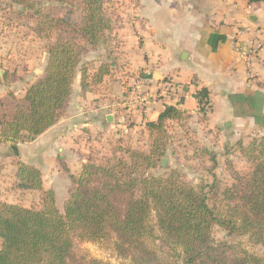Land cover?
I'll return each instance as SVG.
<instances>
[{
    "label": "trees",
    "instance_id": "16d2710c",
    "mask_svg": "<svg viewBox=\"0 0 264 264\" xmlns=\"http://www.w3.org/2000/svg\"><path fill=\"white\" fill-rule=\"evenodd\" d=\"M13 1L28 7L32 2ZM79 2L82 13L76 34L88 45L98 46L112 25L104 0ZM80 63V46L71 40L49 46L44 77L30 86L24 98L9 95L11 111L7 102L0 105V144L31 143L58 123L70 103L78 72L83 91L89 88L88 72L80 69ZM110 68H100L92 83L101 84ZM194 98L206 117L212 109L210 92L204 88ZM186 118V111L166 106L156 121L146 123V130L151 138L156 135L161 140L169 122ZM160 149L150 154L127 150L128 160L113 158L104 164L89 158L77 177L70 175L64 214L52 190L44 192L40 211L0 201V264H84L74 254L75 240L109 241L112 234L120 254L131 255L136 264H154L156 233L167 247L180 251L178 264H264V258L235 247H216L212 240L218 226L230 235H250L264 247V139L245 150L253 164L249 174L231 170L235 184L224 190L218 210L210 206L205 186L189 185L177 172L166 177L147 174L163 157ZM210 159L216 163L215 156ZM16 179L20 189L43 190L42 173L32 165L19 162Z\"/></svg>",
    "mask_w": 264,
    "mask_h": 264
},
{
    "label": "crops",
    "instance_id": "0c3cea01",
    "mask_svg": "<svg viewBox=\"0 0 264 264\" xmlns=\"http://www.w3.org/2000/svg\"><path fill=\"white\" fill-rule=\"evenodd\" d=\"M167 1L139 0L137 17H141L147 28L142 27L139 32L142 34H138V37L119 33L124 43H120L118 52L123 55L118 54L117 62L123 74H116L112 66L110 75L101 84L90 85L85 96L73 91L71 105L76 113L66 120V128L62 130L64 132L67 129L65 134L55 130V125L31 143L16 146L11 143L0 144V201L17 204L6 200L16 195L12 190L7 193L6 187L17 182L19 162L40 169L43 180L41 192L53 190L57 194L58 175L63 173L60 160L67 165L70 175L77 176L80 173L92 154V142L95 141L85 135L83 130L88 127L91 131L100 127H115L116 114L133 96L136 83L140 84L139 91L143 96L156 100L150 99L147 114L131 109L130 118L133 116L132 121L142 125L141 129L146 128L147 122L156 121L166 106L186 111L187 118L200 120L202 115L194 94L205 88L210 92L212 109L206 116L204 126L199 127L207 129L210 136L216 135L221 128L235 134L246 130H264V1L250 4L248 0H182L179 1L181 6L186 7L182 9L184 14H178L182 17V23L177 28L173 20L175 13H169L168 7H164ZM161 8L166 11H158ZM139 24L140 21L136 22L132 29L139 31ZM121 31L126 32L127 29L122 27ZM141 37L144 40L139 45L138 39ZM238 41L260 44V54L251 66L239 56ZM117 76L120 81L115 83ZM77 77L78 74L75 82ZM4 80L7 78L2 76L0 105L7 102L10 94L17 99L24 98L30 86L37 82L30 83L24 90L15 91ZM107 82L116 85L117 94L113 100L118 97L121 102L112 101L109 97L100 99L99 109L93 112V106L91 112L86 113L92 115L91 119L84 117L82 105H95L97 102L94 101L101 96L91 89L102 88V85L105 87ZM164 83L172 84L173 88L166 92ZM111 85L107 88L112 89ZM110 116L113 118L112 123L108 122ZM77 163L79 168L75 170ZM17 192L19 196L39 191Z\"/></svg>",
    "mask_w": 264,
    "mask_h": 264
},
{
    "label": "rangeland",
    "instance_id": "374dc122",
    "mask_svg": "<svg viewBox=\"0 0 264 264\" xmlns=\"http://www.w3.org/2000/svg\"><path fill=\"white\" fill-rule=\"evenodd\" d=\"M179 1L182 0H168L167 4L170 3L171 6H168L169 4L164 6L168 7L169 13L171 11L175 13L173 17L175 28L179 26V23H182V20L180 22L182 17L178 14H184L182 9L186 7L185 5L181 6L182 3ZM139 5V0H104L105 12L111 19L112 25L107 31L103 42L93 47L76 34L77 27L81 23L82 13L79 0H32L29 7L18 4L13 0H0V71H2L0 80L5 72L7 80L4 81L9 88L12 87L15 91L24 90L30 83L44 77L49 46L70 40L80 46V69L83 68L88 72L87 81L89 86L94 84L92 83L94 75L103 66H113L115 69L112 70H115L116 74H123V71L118 68L121 65L117 62L118 56L123 55V53L118 52L121 48L120 43H124L119 37V33L133 34L138 37V34H142L139 33L140 30L142 31V27L147 28V24L141 20V17H137ZM163 10L166 11L163 8L158 11L162 12ZM38 12L42 17L37 14ZM139 21V31L132 29L135 27V23ZM122 27L127 31H121ZM143 40V37L138 39L139 45L143 43ZM77 74L78 77L77 81H74L75 89L73 88V91L75 94L85 96L88 90L81 93L79 81L81 76L79 72ZM113 75L115 76V73ZM127 75H130L132 80L134 79L130 73ZM118 78L119 76L116 77L115 83L120 81ZM110 84L113 85L112 89L107 88ZM107 86L103 87L102 85V88L94 87L91 89L101 96L94 101L97 102L95 105H82L84 106L82 112L85 115L91 112L93 106L95 108L93 112L99 109L100 99L104 100L109 97L112 101L121 102L118 97L117 100H113V96L117 94V87H114L116 85L107 82ZM6 101L7 105L11 106V99L7 98ZM10 106L8 108L11 111L13 106ZM73 113H76V110L73 109L70 100L66 109L60 113L55 130H59V132L64 130L66 120H70ZM201 115L200 120L194 117L186 118L182 122H169L167 124V135L161 140L156 135L151 138L146 128L141 129L140 126L142 125L132 121L133 116L132 119H129L128 131L124 134L117 132L116 126L100 127L95 131H91L88 127V129L83 130V133L91 139H95L92 142L93 147L91 148L90 158L99 164H104L113 158L128 160L127 150L150 154L152 150L161 147L160 151L164 152L163 157L156 159V167L149 170L147 174L166 177L172 172H177L183 182L196 188L205 186L210 206L218 210L220 201L223 199L224 190L235 184L231 170L238 172L240 175H247L252 171L253 164L246 157L245 150L251 143L260 142L264 139V130H246L235 134V132L230 133V130L221 128L216 135L210 136L207 129L199 127V125L203 127L207 120V117L202 113ZM91 116L87 114L84 117L91 119ZM65 131H62V135L66 133ZM204 150H207L208 153H203ZM212 156L216 157L215 164L210 159ZM163 159H166L165 167L162 165ZM60 168L63 173L58 175V190L57 194L54 193L56 206L64 214V203L69 198L68 191L71 187V171L67 169V165L62 160H60ZM75 168V170H78V163ZM48 169H51V167H48ZM46 179H48V174H46ZM67 180L68 183H66ZM17 182L7 185V193L12 190L16 195L6 200L28 209L42 210L45 206L44 192L23 193L18 196V190H30L18 188L19 183ZM158 236L159 234L156 233L152 239V244L157 251V260L154 264H178L181 262L180 251L167 247L159 240ZM212 240L216 247H235L264 258V247L256 238L250 235H230L217 226L213 229ZM115 242L116 237L114 234H112L109 241L82 242L75 240L74 254L84 264H89L93 260L102 264H136L131 255L120 254L115 249Z\"/></svg>",
    "mask_w": 264,
    "mask_h": 264
},
{
    "label": "built area",
    "instance_id": "2783aa9c",
    "mask_svg": "<svg viewBox=\"0 0 264 264\" xmlns=\"http://www.w3.org/2000/svg\"><path fill=\"white\" fill-rule=\"evenodd\" d=\"M261 51V46L257 42H241L238 41L237 52L242 60L251 66L258 58ZM140 84L136 83L135 90H133V96L126 101V105L120 108L115 117V126L117 127V132L124 134L128 131V124H130V111L131 109L139 110L141 114H147L151 100L154 98H147L139 91ZM164 88L166 92L173 88L172 84L164 83ZM164 96V95H162Z\"/></svg>",
    "mask_w": 264,
    "mask_h": 264
},
{
    "label": "water",
    "instance_id": "95a60500",
    "mask_svg": "<svg viewBox=\"0 0 264 264\" xmlns=\"http://www.w3.org/2000/svg\"><path fill=\"white\" fill-rule=\"evenodd\" d=\"M2 74V72L0 71V75ZM112 121H113V118L110 116L109 118H108V122H110V123H112ZM162 165L165 167L166 166V159H163V161H162Z\"/></svg>",
    "mask_w": 264,
    "mask_h": 264
}]
</instances>
